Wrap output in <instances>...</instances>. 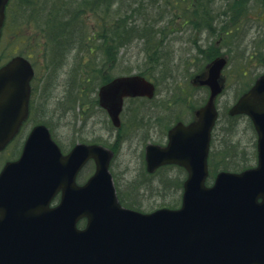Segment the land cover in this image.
Returning <instances> with one entry per match:
<instances>
[{
    "label": "water",
    "instance_id": "1",
    "mask_svg": "<svg viewBox=\"0 0 264 264\" xmlns=\"http://www.w3.org/2000/svg\"><path fill=\"white\" fill-rule=\"evenodd\" d=\"M7 1L0 0V30ZM226 62L217 56L193 78L209 89L194 119L175 123L166 145L145 146L148 172L166 164L186 170L178 208L140 212L122 206L108 169L110 149L76 143L62 154L44 124L33 126L18 159L0 171V264H264V71L228 110L252 121L257 165L219 171L205 184ZM32 75L22 56L0 67V150L28 115ZM154 92L145 77L124 75L102 85L98 100L119 127L124 98H152ZM89 159L94 172L78 184L76 176ZM59 191V202L51 206Z\"/></svg>",
    "mask_w": 264,
    "mask_h": 264
},
{
    "label": "rangeland",
    "instance_id": "2",
    "mask_svg": "<svg viewBox=\"0 0 264 264\" xmlns=\"http://www.w3.org/2000/svg\"><path fill=\"white\" fill-rule=\"evenodd\" d=\"M34 1L27 0V5L23 9L20 4H25V0L12 1L5 28L7 39L0 43V56L3 61L11 55L22 53L33 62L35 70L29 117L18 137L0 151V168L4 161L20 148L32 124L45 120L53 137L64 150L80 141L101 142L113 149L115 156L111 161L110 170L112 175L114 173L116 176V187L122 193H131L132 190L128 187L130 180L137 175L142 178L141 172H146L145 145L149 142L165 144L167 130L177 121L183 120L185 123L190 121L194 117L193 110L206 100L207 88L193 85L191 79L199 72L197 66L204 61L196 50V44L204 48L214 38L208 33L207 36L199 32L191 34L188 31L172 33L169 37L167 35L166 40L157 47V52L162 50V53L155 62L156 56L153 55V51L146 53L144 44L137 42L136 39L130 41V46L127 47L126 44L121 45L119 40L114 44L110 41L105 42L99 35L95 39H88V27L95 25L94 11L90 10L87 4H84L83 8L80 0H73L74 4L69 3L71 14L75 11L77 15L74 21L62 19L61 34L72 33L71 37L74 38L72 43H75L76 47L65 51L53 62L50 47L48 45L46 47V33L43 34L41 31L44 29L43 23L36 21L33 15L44 5V1L37 0L32 3ZM48 2L58 7L53 4L54 0ZM31 4L35 6L33 10L28 9ZM60 12L56 10L52 19H56ZM258 14L260 13L251 11L243 20L244 27L234 40L237 46L231 44L233 41L231 36L227 39V36L221 34L216 38V44L220 47L218 55H226L228 64L223 71L225 90L216 99L219 115L213 129L214 149L218 147L221 123L228 117V108L263 70L260 59L264 53V23L255 20ZM68 26L69 32L66 30ZM14 31L17 32L16 37L19 36L17 40L12 37ZM226 40H229V45ZM117 45L119 46L117 59L114 63L112 61V66L105 65L104 68L102 62L106 57L104 58L103 51L97 47L103 46L115 52L114 47ZM88 48H92L89 50L90 53L87 51ZM148 55L149 58H154L152 63L155 65L147 59ZM46 70L50 73L47 77ZM142 70L145 73H152V77L155 76L151 80L156 83V95L151 100L138 99L133 102L125 100L120 115L122 126L116 130L107 113L98 105L97 88L104 82L101 78L139 73ZM51 85L53 91H50ZM137 108L141 110L136 111ZM229 120L236 124L233 138L246 150L248 156L253 152L256 155V134L247 117L241 115ZM173 168L150 175L151 189L140 188L139 191L137 189L138 195L125 198L135 201L138 198L137 203L146 212L169 204L179 206L182 188L176 189V186L168 184V180L165 184L167 186H164L159 180L162 176L180 177L179 170ZM92 170L91 162L83 169L82 177H79L78 181H83ZM176 177L171 179L176 181Z\"/></svg>",
    "mask_w": 264,
    "mask_h": 264
},
{
    "label": "trees",
    "instance_id": "3",
    "mask_svg": "<svg viewBox=\"0 0 264 264\" xmlns=\"http://www.w3.org/2000/svg\"><path fill=\"white\" fill-rule=\"evenodd\" d=\"M12 1L13 0H9L6 8L7 17L1 42L7 38L5 35V28L7 26L9 8ZM43 1L44 5H42L40 10L33 15L36 17V21L43 23L44 29L41 31L43 34L46 33V47L47 45L50 47V57L54 62L58 60L57 57L62 56L65 51L72 50L76 47L75 43H72L74 40V38L71 37L72 33L61 34V25L63 23L62 19L64 18L74 21L73 19L77 15V12L73 11L71 14L72 10H70L71 7L69 3L74 4L73 0H54L53 4L58 5V7H54L52 4H49L48 0ZM35 2H37V0L32 3ZM81 4L83 8L85 7L84 4L89 5V9H92L95 14V25L93 27H91V25L88 27V39H95L99 35L102 40H105V42L110 41L114 44L117 40H119L120 44H126V47L130 46V41L136 39L137 42L144 44V51L146 53L153 51V55L156 56L155 62H157L160 54L162 53V50L157 52V47L166 40L167 35L169 37L172 33L186 31L191 34H194L195 32L204 33L207 36L209 34L212 38H214V40L205 45L204 48H201L196 44L197 52L200 53L204 59L200 66H197L199 67L197 72L203 69L206 62L220 53V47L216 44V38L221 34L227 36V39L228 36L233 37L231 44L233 46H237V42L234 43V40L244 27L243 20L250 14L251 11L260 13L255 20L264 23V0H146V2H143V0H80V5ZM26 5L27 0H25V4H20V7L23 9ZM34 8L35 6L32 4L31 8L28 7V9L32 10ZM56 10H58V12L62 11L57 16L58 19H52ZM145 10H150L151 13H148ZM62 13L64 18L63 15H61ZM27 19L30 21V17ZM261 23L259 24V27L261 26ZM66 30L68 32L70 31L69 26ZM15 33L16 32L14 31L12 37L17 38ZM260 40L263 41V39ZM226 42L229 45V40H226ZM97 48L103 51L104 58L106 57L107 60L102 62V66L104 68L105 65L112 66L117 59V53L119 52L117 50L119 49V46L117 45L114 47L115 52H112L110 49H106L103 46H99ZM90 49L92 48H88L87 50L89 53ZM111 49H113V47ZM165 54L167 55V52ZM263 58L264 53L260 59V66L262 65ZM147 59L152 63L154 58H149L148 55ZM139 73L149 79H154L155 77H152V73H145L143 70ZM243 74L244 72L241 75ZM110 77L111 76L102 77L101 79H104V82H106L110 79ZM250 85L251 83L248 84L243 91L248 89ZM138 99L144 100L145 98H130L129 102H133ZM184 99L186 100V98ZM140 110V108L136 109V111ZM229 118L232 117H229L228 115L227 119L221 123V136L216 149L213 148L214 138L212 132L208 159L209 174L207 183H210L214 175L220 170H241L251 166L255 160V152L248 156L246 150L243 149L233 138L235 136L236 124L230 122ZM41 122L49 126L47 121L41 120ZM227 127H229L228 130ZM173 167L179 170L181 174L180 177L162 176L159 180L164 186H167L165 184L169 181L168 184L176 186V189H181L182 181L185 177V172L182 168L171 165L163 166L155 173L171 170ZM146 173L147 172H141L142 178L137 175L135 178L130 180L128 185V187L132 190L130 194H134V196H136V194L138 195L139 193H137L136 190L138 189L139 191L140 188L151 189L149 187L151 185L150 175L154 174ZM113 177L117 185V179L114 173ZM175 177L176 181H173L171 178ZM118 193L120 200L124 205L133 209L142 210L140 205L137 203L139 201L138 198L136 201L127 200L125 198L126 196H124L120 190H118ZM168 207L176 206L169 204ZM82 224L83 221L80 222V225Z\"/></svg>",
    "mask_w": 264,
    "mask_h": 264
},
{
    "label": "bare ground",
    "instance_id": "4",
    "mask_svg": "<svg viewBox=\"0 0 264 264\" xmlns=\"http://www.w3.org/2000/svg\"><path fill=\"white\" fill-rule=\"evenodd\" d=\"M143 2H146V0H143ZM30 8H31V7H30ZM145 11H146V10H145ZM146 12L151 13L150 10H148V11H146ZM63 18H64V15H63ZM64 19H66V18H64ZM4 27H5V25H4ZM30 65H31L32 70H33V75L35 76V70H34L33 62H32V61L30 62ZM48 75H50V73H48V71L46 70L45 77H47ZM50 91H53V87H52V85L50 86ZM82 170H83V169H82ZM82 170H81V172H82ZM120 191H121V190H120ZM122 194H124V196H134V194H130V193H122Z\"/></svg>",
    "mask_w": 264,
    "mask_h": 264
},
{
    "label": "flooded vegetation",
    "instance_id": "5",
    "mask_svg": "<svg viewBox=\"0 0 264 264\" xmlns=\"http://www.w3.org/2000/svg\"><path fill=\"white\" fill-rule=\"evenodd\" d=\"M16 158V157H15ZM14 159V158H13Z\"/></svg>",
    "mask_w": 264,
    "mask_h": 264
}]
</instances>
